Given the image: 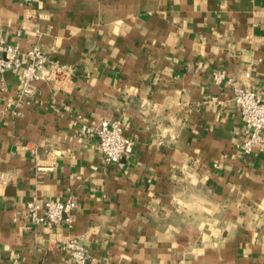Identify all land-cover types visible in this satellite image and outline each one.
Listing matches in <instances>:
<instances>
[{"label": "crops", "instance_id": "0c3cea01", "mask_svg": "<svg viewBox=\"0 0 264 264\" xmlns=\"http://www.w3.org/2000/svg\"><path fill=\"white\" fill-rule=\"evenodd\" d=\"M0 34L58 66L30 96L0 73V264H67L73 239L89 264H264V149L232 100L264 93V0H0ZM103 120L118 164L82 133ZM56 197L73 223L33 224Z\"/></svg>", "mask_w": 264, "mask_h": 264}, {"label": "built area", "instance_id": "2783aa9c", "mask_svg": "<svg viewBox=\"0 0 264 264\" xmlns=\"http://www.w3.org/2000/svg\"><path fill=\"white\" fill-rule=\"evenodd\" d=\"M38 8L45 0H22ZM58 66L48 54L40 47L33 46L23 51L18 45L8 42L0 34V73L15 71L19 75V88L23 96L34 93V84L49 80L50 73ZM57 71V70H56ZM224 74L216 75L217 79ZM222 103L218 98H212ZM232 100L240 107V116L243 122L244 139L239 148L243 155H251L256 150L264 149V93L254 91L248 85H235ZM82 133L96 136L99 148L109 164H118L130 145L126 136L125 126L120 120H103L97 129L82 127ZM217 167L220 164H216ZM77 208V201L63 197L35 199L27 203L29 219L33 224L55 226L72 224L73 214ZM66 249L69 254L67 264H89V251L79 239L67 242Z\"/></svg>", "mask_w": 264, "mask_h": 264}]
</instances>
